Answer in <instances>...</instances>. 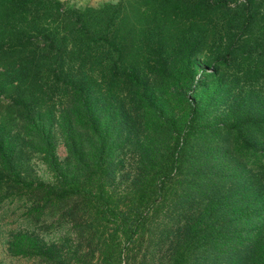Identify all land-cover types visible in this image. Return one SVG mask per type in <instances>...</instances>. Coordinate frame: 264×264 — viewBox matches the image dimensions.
Here are the masks:
<instances>
[{
    "label": "trees",
    "instance_id": "trees-1",
    "mask_svg": "<svg viewBox=\"0 0 264 264\" xmlns=\"http://www.w3.org/2000/svg\"><path fill=\"white\" fill-rule=\"evenodd\" d=\"M171 72L187 77L172 93L180 121L144 96ZM103 99L140 104L147 133L168 138L126 182L110 162ZM81 135L96 140L92 153ZM21 143L43 154L49 181L20 171ZM9 209L23 227L4 250L30 264H264L263 0H0V210ZM61 219L64 232L45 233Z\"/></svg>",
    "mask_w": 264,
    "mask_h": 264
},
{
    "label": "rangeland",
    "instance_id": "rangeland-1",
    "mask_svg": "<svg viewBox=\"0 0 264 264\" xmlns=\"http://www.w3.org/2000/svg\"><path fill=\"white\" fill-rule=\"evenodd\" d=\"M170 75L168 79L152 78L151 81L145 84L144 96L153 99L156 109L160 111L161 114H167L173 120L180 121L184 113L183 106L178 102H174L175 100L172 93H182L187 90V77L181 74H175L174 72H171ZM198 76V73L194 75V77ZM225 76L228 77L229 75L225 74ZM213 89L214 86L211 85L206 88V90L211 93V96L218 95L222 98V94L220 92L214 93ZM141 90H144V88L139 89V91ZM223 101L224 100L218 99V103L214 109L215 111L213 112L214 114L217 113L218 117L221 119L226 113V104ZM98 105V107H101V110L98 112V117H102L104 122L101 129L103 128L105 130V133L109 136L108 143L116 150L115 154L110 157V162L116 166H119V162L122 164L123 169L121 170V174L124 175L123 181L126 182L130 180L132 169L135 167L136 163L142 161L140 160V156H144L142 153L148 149L150 155H157L168 138L164 135L162 130H155L154 132L156 134L153 135L147 133L145 127L140 124L142 123L140 104L129 110L127 103H118L113 101V99H107V101L103 99ZM138 121L139 123L137 124ZM23 131L25 132L26 130L23 129ZM49 132L52 137L51 142L54 146L55 155L58 159L62 160L65 156L66 149L63 145L64 141L62 140L61 134L54 125L50 127ZM21 138H24L22 132ZM79 140L82 145H84L85 151L88 153L93 152L96 145V140L93 136L88 137V135H81ZM19 146H21V150L19 152L18 165L23 175L29 180L41 182L49 181L51 179V174L44 165L42 159L43 154L34 150L33 147L29 148L26 144L23 145L21 143ZM198 199L199 197L196 198V200ZM200 203L201 201L197 205ZM3 209L5 208L3 207ZM18 214L17 212L11 213L10 209L3 214L0 210V264H30L20 258L8 255L4 250L8 233L23 227L20 224L21 221L16 219ZM62 219L59 224L54 220L49 221L44 230L45 233L53 235L54 233L64 232L65 225L62 224Z\"/></svg>",
    "mask_w": 264,
    "mask_h": 264
},
{
    "label": "crops",
    "instance_id": "crops-1",
    "mask_svg": "<svg viewBox=\"0 0 264 264\" xmlns=\"http://www.w3.org/2000/svg\"><path fill=\"white\" fill-rule=\"evenodd\" d=\"M59 1L62 2V0ZM107 2H110V0H107ZM62 3L69 7L80 8L83 6H98L103 2L102 0H63Z\"/></svg>",
    "mask_w": 264,
    "mask_h": 264
},
{
    "label": "clouds",
    "instance_id": "clouds-1",
    "mask_svg": "<svg viewBox=\"0 0 264 264\" xmlns=\"http://www.w3.org/2000/svg\"><path fill=\"white\" fill-rule=\"evenodd\" d=\"M62 2H63V0H62ZM102 2H107V0H102ZM110 2L112 4H116V3H118V0H110Z\"/></svg>",
    "mask_w": 264,
    "mask_h": 264
}]
</instances>
